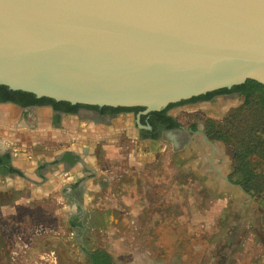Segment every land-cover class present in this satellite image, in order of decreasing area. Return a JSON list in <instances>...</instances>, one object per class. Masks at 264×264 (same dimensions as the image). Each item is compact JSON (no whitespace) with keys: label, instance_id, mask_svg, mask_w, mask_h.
I'll use <instances>...</instances> for the list:
<instances>
[{"label":"water","instance_id":"1","mask_svg":"<svg viewBox=\"0 0 264 264\" xmlns=\"http://www.w3.org/2000/svg\"><path fill=\"white\" fill-rule=\"evenodd\" d=\"M249 80L264 87V0H0L10 91L149 113Z\"/></svg>","mask_w":264,"mask_h":264},{"label":"rangeland","instance_id":"2","mask_svg":"<svg viewBox=\"0 0 264 264\" xmlns=\"http://www.w3.org/2000/svg\"><path fill=\"white\" fill-rule=\"evenodd\" d=\"M243 104V97L231 95L183 108L182 123L198 126L211 145L200 135L197 144L191 147L194 152L182 158L173 153L167 141L159 143L152 156L144 160L141 144L122 140L104 151L100 144L106 142L88 137L85 146L108 158L94 163L111 168L121 166L127 173L118 174L129 180L101 181L98 197L88 204L92 211L108 212L101 217L102 234L91 235L101 248L92 247V240L86 239L90 235L79 226L81 218L79 221L63 217L61 208L67 202L58 196L59 189H54L50 198L28 200L29 204H23L16 216L18 235L24 241L35 242L33 255L37 263L31 264H92L91 255L97 251L107 254L111 264H264V207L257 195L264 196V169L250 176L243 188L232 176L233 152L223 142L211 141L205 134L207 120L220 121ZM36 113L49 117L45 109ZM71 124L78 127L72 118L62 123L63 128ZM19 138L21 141H16V145L7 141L1 144L2 148L24 150L23 155L29 156L27 160L36 163L49 162L58 151L70 147L50 134ZM30 189L29 185L22 189L23 197L29 196ZM132 195L135 198L128 199ZM132 209L136 213H129ZM9 225L5 233L12 240L14 223ZM56 238L64 241L51 248L48 239ZM77 244L94 249L88 260L83 259V249ZM4 250L0 243V255ZM50 251L53 260L40 258Z\"/></svg>","mask_w":264,"mask_h":264},{"label":"flooded vegetation","instance_id":"3","mask_svg":"<svg viewBox=\"0 0 264 264\" xmlns=\"http://www.w3.org/2000/svg\"><path fill=\"white\" fill-rule=\"evenodd\" d=\"M231 95L239 96L237 93L217 96L227 97ZM217 96L195 102L188 100L181 101L167 106L162 111L149 113H143V108L141 110H119L118 108L111 107L92 108L82 105V107L76 110H70L69 107L64 105L54 106L52 103L48 102H34L35 99L26 95L24 92H14L8 90L6 87L0 86V109L7 110L11 116H16L15 128L9 131H0V136L6 139L8 138L6 137L7 133H10L13 143L16 145V141H21L19 138L21 135L32 138L37 135L48 136L50 134L55 136L58 139L57 141L69 144L70 147L58 151L49 162L42 161L36 163L28 161L27 158H29V156L23 155L26 153L24 150H16V158L29 163L31 166H36V169L33 170L35 178H42L44 180H47L46 176L52 179L67 178L76 183L90 179L96 182L129 181L126 180L123 175L118 174L122 171L127 173L123 167L114 165L111 168V166L109 167L105 164L101 165L99 163L96 165L94 163V161H101L102 158L106 160H108V158L107 155L103 156L102 153L98 152L99 150L97 154L92 152L91 148L85 146L84 143H86L88 137L95 138V140L99 139L101 140L100 143L106 142L104 145L102 143L100 144L104 151L110 150L109 148H113L114 144L122 140L131 141V143L137 145L141 144L143 147L142 159L144 160L152 156L154 148L159 143L167 141L174 154H177L180 158H182V156L186 157L194 152L191 147L197 144L196 138L200 136L198 133L200 128L198 126H193L194 124L191 122L190 124L182 123L181 119L183 116H181V111H184L183 108L187 106L208 103ZM9 109H11L12 112H10ZM39 109L47 110L49 117L38 116L36 110ZM66 118H72L78 125L73 132L75 133L73 137L66 132L65 128L67 127L63 128L62 123ZM52 127L58 128L60 134L63 133V135L56 136L53 134V132H51L53 131ZM78 133L84 136L77 137ZM176 136H180V138ZM76 140H79V144ZM111 142H113V146ZM11 151L12 148H0V162L7 161V164L11 166V162L13 161ZM23 156L26 158H23ZM138 170L137 168L136 171L139 174ZM16 171L17 173H15V175L21 178L26 177L23 171ZM104 173H112V175L109 176ZM146 173H148V171ZM216 174L218 177L221 176L219 173ZM145 175L146 174H144V176ZM143 179L144 177L140 178V181H143ZM94 221L97 226H103L104 224L101 217H96ZM85 222L86 220L84 219L83 223L85 224ZM84 224H82V227L85 226Z\"/></svg>","mask_w":264,"mask_h":264},{"label":"crops","instance_id":"4","mask_svg":"<svg viewBox=\"0 0 264 264\" xmlns=\"http://www.w3.org/2000/svg\"><path fill=\"white\" fill-rule=\"evenodd\" d=\"M16 116L9 114L7 110L0 109V131L3 130H12L16 126ZM77 128V126H74L73 124L68 125L66 129V132L70 134L72 137L75 136L74 130ZM51 132L55 134L56 136L63 135L60 134V130L58 128L52 127ZM104 130V129H103ZM102 130V131H103ZM88 132V131H87ZM65 133V134H67ZM79 134V133H78ZM78 136H84L78 135ZM101 134V133H100ZM1 135V134H0ZM6 137L8 138H1L0 139V148H2V143L5 144L8 142H12L13 139H11V134L7 133ZM177 137V136H176ZM180 138V136H178ZM177 137V138H178ZM64 141V140H62ZM79 144V140H76ZM13 156V161L11 162V167L14 170L23 171L26 175L25 178H21L20 176H17L15 174H5L3 172H0V232H3V235L1 234L0 237V243L5 248L3 251V255H0V261L3 259V264H7L9 262L10 264H21V263H37L35 261L33 255V248H34V240L30 241H24L20 235H18L17 229L15 227L17 226V220L16 216L20 213V207H22L23 204H29L28 200H36V199H44V198H50L53 196V193L55 190L59 189V195L62 198H64L67 202V205L61 208V213L63 217L71 216L73 220L77 219L80 221L79 218H81V223H79V226L81 228H85L89 232V238L86 237L88 240H92L91 246H97L101 248V245L99 243H94L93 238H91V235L93 234H102V229L104 226H97L95 225V219L102 217V215L108 213L107 210H90L88 207V204L91 202V200L95 197H98L99 189L101 187V182H96L93 180H85L82 182H74L71 179L68 180L67 178H57L52 179L49 176H46L47 180H44L42 178H35L34 176V169H36V166H31L29 163L23 162L22 160H19V158H16V149H12L11 151ZM29 185L31 189L29 190V196L23 197L22 189L24 187H27ZM55 189V190H54ZM54 190V191H53ZM135 198L134 195L131 197H128V199ZM77 200H80L77 202ZM26 201V202H25ZM25 202V203H24ZM76 212V210H78ZM60 213V211H58ZM112 211L110 212V214ZM129 213H136L135 209H132ZM69 218V219H70ZM68 219V220H69ZM84 219L86 220V223L84 224ZM83 220V221H82ZM112 218L110 219V222H112ZM9 223H14L13 229L15 231L14 238L10 240L6 233L10 229ZM82 224H84L86 227H82ZM94 224V225H93ZM110 224V223H109ZM23 228V227H22ZM110 228V227H106ZM79 228H77L78 230ZM71 231L74 229H70ZM6 232V233H5ZM22 232V231H21ZM49 244L51 245V248H54L56 246H59L60 243H63L64 240H59V238L56 239H48ZM87 240H84V243H86ZM12 243V244H11ZM45 244H48L47 241L44 242ZM63 245V244H62ZM11 246L13 248H11ZM80 248L83 249L81 256L83 255V259L88 260L89 259V253L94 249H87L85 244H77ZM46 247H49L47 245ZM49 254V255H48ZM47 255L40 256V258H44L45 260L49 257L52 259L53 252L50 251Z\"/></svg>","mask_w":264,"mask_h":264},{"label":"trees","instance_id":"5","mask_svg":"<svg viewBox=\"0 0 264 264\" xmlns=\"http://www.w3.org/2000/svg\"><path fill=\"white\" fill-rule=\"evenodd\" d=\"M229 93L239 94L244 98V104L240 108L231 110L220 121L207 120L205 122V134L211 141L223 142L233 152L234 164L232 176L237 184L245 188L247 179L253 174L262 173L264 169V87L249 80L231 89L210 92L188 101L206 100L211 99L213 96ZM25 94L35 99L34 102H48L54 106L64 105L69 107L70 110L82 107L81 105L55 102L46 98L38 100L32 94ZM118 109L141 110L142 108ZM0 164L1 172L17 173L16 170L7 164V161H2ZM257 195L260 198V205L264 207V196ZM91 263L111 264L109 256L101 251L94 252L91 255Z\"/></svg>","mask_w":264,"mask_h":264}]
</instances>
